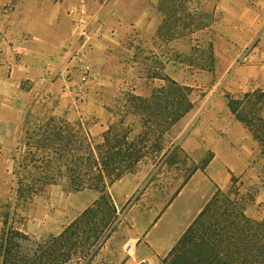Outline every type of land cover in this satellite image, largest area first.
Returning a JSON list of instances; mask_svg holds the SVG:
<instances>
[{"label": "crops", "instance_id": "crops-1", "mask_svg": "<svg viewBox=\"0 0 264 264\" xmlns=\"http://www.w3.org/2000/svg\"><path fill=\"white\" fill-rule=\"evenodd\" d=\"M161 1L67 0L56 4L50 0H0V178L3 175L9 176L20 164L28 162L23 159L29 158V154L36 147L34 141L42 136V132L36 131V128L45 127L51 118L57 122L77 125L89 134L92 141L99 135L95 129H86L83 118L77 119L74 113H69L73 109L79 111L81 108L73 105V94L69 91L70 86L64 81L62 64L56 60L68 44L76 43L78 39L74 15L70 13L84 6L88 13L99 18L104 27V32L93 42V48L87 54V62L94 74V90V87L103 82L112 80L110 71L120 66H127L125 71L130 69L134 73L144 70L168 75L170 64H174V70H177L179 62L167 58L169 47L179 54L191 53L193 45L186 43L182 38H173L167 42L158 35V29L165 17L159 11ZM201 2L217 19L214 26L216 33L213 35L211 32L212 38L208 43L209 46L212 42L215 43V73H228L241 52L239 49L253 38L259 39L253 53L254 64L250 67L235 68L223 86L224 89L216 84L210 90V97L202 110L194 115L192 112L187 114L188 117L192 114L191 123L219 121L223 124L228 121L229 124L223 132L226 137L233 131L238 132L234 138L235 144L221 143L215 147L216 150L211 148L212 153L204 157V144L197 140L198 136H201V130H190L185 140L178 144L189 158L188 149H198L199 154H194L198 156L192 155V159L190 158L198 169L161 213L163 201L155 190H146L141 194L151 192L159 196L162 205L157 216L150 230L142 236L143 240L137 241L134 250L126 255L121 254L118 262H115L105 251L121 224V221L118 222L100 250L106 264H139L141 261L163 264L162 260L175 245L174 236L180 228L184 229L183 234L215 191L229 187L232 175L236 176L234 170H239L245 158L257 153L258 148L261 154V147L251 138L246 127L236 121L228 110L226 95L240 97L255 91L264 93V0ZM234 28L236 30H233ZM205 31L207 32L201 30L200 33L205 34ZM124 52L127 59L120 57ZM168 76L177 82L174 77ZM135 79L134 81L138 80L137 77ZM152 84L153 87H159L162 81L154 79ZM134 93L144 94L141 89L135 90ZM89 102L90 98L87 104ZM186 116L183 119H187ZM100 129V132H103L101 126ZM101 140L100 134L97 142L100 143ZM223 152L234 155V158L224 161ZM261 155L264 158V155ZM208 159L206 166L201 169L204 161ZM145 182L146 180H143L142 187L135 193L138 192L139 195ZM193 184L196 187L191 190ZM261 185L263 194L254 195L253 204L248 208V214L256 220L264 219V182ZM242 187L244 188V185ZM188 189L191 190L189 196L175 213L176 216L172 215L167 219L170 211ZM117 191L119 188L115 191L116 194ZM254 211L262 217L256 218L252 214Z\"/></svg>", "mask_w": 264, "mask_h": 264}, {"label": "trees", "instance_id": "trees-1", "mask_svg": "<svg viewBox=\"0 0 264 264\" xmlns=\"http://www.w3.org/2000/svg\"><path fill=\"white\" fill-rule=\"evenodd\" d=\"M185 1L162 0L159 5L165 17L157 33L167 42L172 38L170 25L180 27V19L173 17L176 9H167L166 4L179 7ZM147 79L151 83L148 95L125 92L110 110L113 121L100 143H93L77 125L54 118L45 127L36 128L42 136L34 141L35 150L23 159L27 163L14 169L18 180L14 203L6 204L2 216L0 264H94L118 219L109 189L122 178L135 175L142 164L152 169L139 195L155 190L163 201L160 213L177 196L198 169L178 143L168 140L194 108L191 89L163 73L152 72ZM154 79L162 84L153 87ZM226 98L228 110L264 155V93ZM23 171H30L34 179H23ZM59 181L70 192L91 190L99 197L58 235L38 241L16 227L14 218L27 210L35 196ZM241 187L232 175L226 190L217 189L162 263L264 264V219L248 214L254 197L244 194Z\"/></svg>", "mask_w": 264, "mask_h": 264}, {"label": "rangeland", "instance_id": "rangeland-1", "mask_svg": "<svg viewBox=\"0 0 264 264\" xmlns=\"http://www.w3.org/2000/svg\"><path fill=\"white\" fill-rule=\"evenodd\" d=\"M166 7L167 9H176L177 12L175 11L176 13L173 17L180 19V27L170 25L171 32H168L172 36L170 40L173 38H182L186 43L193 45L191 53L188 54H179L178 52H173L170 47L168 48V60L175 59L180 65H177V70H174L175 65L170 64L167 72L168 75L177 80L176 83L191 89L190 99L194 103V108L191 112L194 115L201 111L206 105L207 99L210 97L209 92L216 84H218L221 89H224L223 86L230 76L231 71L235 68L250 67L254 64L255 57L253 53L255 47L258 46L259 39L253 38L247 45L239 49L241 52L228 73H215L213 69L216 65V58H214L215 43L212 42V44H210L211 48L208 43H210V38H212L211 32L213 35L216 33L214 30L215 22L217 21L216 16L210 12V9L205 7L201 0H195L194 2L187 0L183 6L181 5L179 7H177V5L171 6L170 4H166ZM183 25H188V28H183ZM197 26H200V28H197ZM235 28L233 30H236ZM201 30H207V32L205 31L206 33L203 34L200 33ZM164 38L166 39V37ZM245 56L252 57V61H245ZM120 57L125 59L128 58H126V52L121 54ZM125 63H127V61ZM126 69H128L127 66H120L118 69L110 71L112 73V80L103 82L98 87H94L88 104L80 107L81 109L79 111L74 109L73 111H69V113L75 114V118L84 119L86 129H91L93 131L95 129L96 132L102 136L108 125L113 121L110 110L116 106L117 101L121 99L123 93L134 92L135 90L137 91V89H141L144 93L143 95L146 96L149 94L151 83L147 79V76L152 73V71L147 72L140 70L134 73L130 69L125 71ZM135 77H137V81H134L136 80ZM186 117L187 119H183L173 129L168 140L176 143L182 142L188 136L190 130H201V136H198L197 140L204 144L205 150L202 153L204 157H206L208 153H212L211 148L215 149V147L221 143L235 144L234 138L236 137L235 135H238V132L236 133L233 131L228 137H226V134L223 132L226 129V125L229 124L228 121L223 122V124L219 121L215 123H208V121L194 123L193 121L191 123L190 118L192 114ZM227 117L230 118L228 115ZM197 124L198 126H196ZM100 126L103 132H100ZM99 135L97 134L93 143H98ZM188 151L191 159L192 155L195 157L198 156L194 155L195 153L199 154L197 148L194 150L188 149ZM259 151L258 148L257 153L251 155L250 158H245L239 170H234V174H236L235 177H237L241 186L244 185V188L241 187L242 192L252 197H254V195L261 196V194H263L260 189L262 188L261 183L264 182V158ZM212 155L214 156V154ZM222 156L224 161L234 158V155L224 152ZM151 169L152 166L149 164H142L135 175L124 177L121 182L115 184V186L111 187L109 190L117 209L118 219L116 224L121 221L114 237L108 243V249L105 251L115 262H118V257H120L121 254L126 255L131 253L137 241L143 240L142 236L150 230L158 210L162 205V202L159 201V196L151 192H147L141 196L138 195V192L135 193L137 189L142 187L141 184L143 180L145 181L148 178ZM14 172L15 171L12 170L9 176L3 175L0 178V232L5 206L8 203H14L16 183L18 180V176L14 175ZM30 173V171H23L21 173L22 178L25 180L34 179V176ZM61 183L62 181H59L57 185H53L41 193V195L35 196L33 200L26 205L27 210L24 212L19 211L18 216H15L14 225L20 227V229H23L27 234L38 241L45 240L50 236L58 235L64 227L73 222L77 216H79L85 208L89 207L95 201L96 197L99 196L97 193L89 191L70 192L67 188H64ZM193 185L191 190L196 187L195 184ZM117 188H119V191H117L118 193L116 194L115 191ZM191 190L188 189L184 196L179 199L174 209L170 211L171 213L167 216V219L172 215L176 216L175 213H177L178 209L183 205ZM252 204L253 203H251L250 206ZM252 214L256 218L262 217L258 212L255 213V211L252 212ZM183 230L184 229L181 230L180 228L175 234V242L178 240ZM160 252L162 253L163 251ZM104 263L103 257L99 252L94 260V264ZM139 264H149V262L141 261Z\"/></svg>", "mask_w": 264, "mask_h": 264}, {"label": "built area", "instance_id": "built-area-1", "mask_svg": "<svg viewBox=\"0 0 264 264\" xmlns=\"http://www.w3.org/2000/svg\"><path fill=\"white\" fill-rule=\"evenodd\" d=\"M50 1L61 4L67 0ZM70 14L74 15L78 39L76 43L68 44L56 60L62 64L64 81L73 94V105L79 108L87 104L94 84V74L87 62V54L93 48V42L104 32V27L99 18L88 13L84 6ZM244 60L251 62L252 57L245 56Z\"/></svg>", "mask_w": 264, "mask_h": 264}]
</instances>
